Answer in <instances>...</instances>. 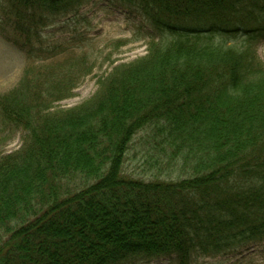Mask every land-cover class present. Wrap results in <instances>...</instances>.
<instances>
[{
  "label": "trees",
  "instance_id": "1",
  "mask_svg": "<svg viewBox=\"0 0 264 264\" xmlns=\"http://www.w3.org/2000/svg\"><path fill=\"white\" fill-rule=\"evenodd\" d=\"M90 1L1 0L0 10L45 63L66 50L42 32ZM110 1L150 23L146 55L113 62L71 108L57 104L93 73L84 54L28 68L0 95L5 123L25 131L0 156V264H193L263 242L264 0ZM142 131L169 148L167 179L124 175Z\"/></svg>",
  "mask_w": 264,
  "mask_h": 264
},
{
  "label": "rangeland",
  "instance_id": "2",
  "mask_svg": "<svg viewBox=\"0 0 264 264\" xmlns=\"http://www.w3.org/2000/svg\"><path fill=\"white\" fill-rule=\"evenodd\" d=\"M1 3V0H0ZM150 23L136 10L125 8L110 0H91L77 14L57 21L42 32L45 46H61L66 53L52 62L42 63L29 59L20 39L12 32L8 17L0 10V95L15 88L24 72L33 66H53L75 62V58L87 55L94 63L93 73L84 77L74 95L60 101L61 108H71L90 99L98 89V80L114 65L127 63L147 54ZM37 46H40V44ZM255 50L264 62V39ZM71 71H76L75 68ZM25 131L5 123L0 114V156L19 150L24 142ZM155 136L140 132L126 156L123 173L142 179H167L175 172L170 165L168 147H156ZM170 257L146 258L136 256L123 264H173ZM193 264H264V241L253 242L226 253L198 256Z\"/></svg>",
  "mask_w": 264,
  "mask_h": 264
}]
</instances>
